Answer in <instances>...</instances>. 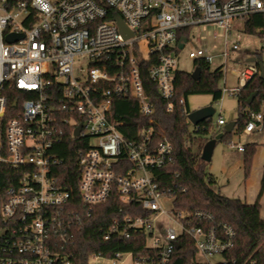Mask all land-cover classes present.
Wrapping results in <instances>:
<instances>
[{
	"label": "built area",
	"instance_id": "2783aa9c",
	"mask_svg": "<svg viewBox=\"0 0 264 264\" xmlns=\"http://www.w3.org/2000/svg\"><path fill=\"white\" fill-rule=\"evenodd\" d=\"M258 14L264 17V0H0V165L17 172L0 202V264H78L61 242L70 239L69 230L80 216L71 208L72 192L61 183L65 161L59 146L65 128L75 136L79 125L77 137L88 138L90 145L77 156L80 202L92 209L116 192L121 201L145 212L113 219L105 240L141 233L148 252H128L133 264H168L180 237L187 235L196 248L192 264H239L224 256L233 246L227 239L234 235L232 227L225 226L223 235L186 223L173 208V196L156 179L154 170L174 161L173 147L152 117L154 104L140 62L152 60L149 75L160 95L171 99L181 49L190 47L194 69L196 61L212 68L214 59L223 57L225 77L230 47H239L231 34H240L244 19ZM210 35L223 38L220 53L208 49ZM259 73V66L247 60L238 70V85L225 83L223 93L237 96ZM11 92L29 97L9 101ZM121 96L135 99L149 117L133 140L122 134L123 122L111 116L113 99ZM245 114L242 133L264 127V111ZM187 121L193 125L188 115ZM225 124L222 117L213 123L216 129ZM233 146L245 151L243 144ZM167 198H172L171 208L165 205ZM122 254L109 259L117 262ZM216 255L221 259L214 261Z\"/></svg>",
	"mask_w": 264,
	"mask_h": 264
},
{
	"label": "trees",
	"instance_id": "16d2710c",
	"mask_svg": "<svg viewBox=\"0 0 264 264\" xmlns=\"http://www.w3.org/2000/svg\"><path fill=\"white\" fill-rule=\"evenodd\" d=\"M246 30L257 33L264 38V17L261 14L248 19ZM186 32L180 29L179 33ZM262 60V53L255 55ZM152 60H142L141 74L147 95L154 104L152 117L159 122L161 130L166 134L173 147L174 161L154 170L156 179L163 190L169 191L173 196V208L182 212L183 221L198 226L206 231L215 230L218 234L226 235L225 226L232 227L234 235L230 238L233 246L224 253L227 259H236L239 264L248 260L247 264H264V219L261 216V198L264 194V173L261 188L254 203L248 204L241 198H231L223 195L218 188L216 177L207 170L208 162L201 159L204 144L224 129H216L212 118L200 123L199 129H190L187 115L192 110L188 105V97L196 94H209L213 101H219L223 96L220 82L224 77L222 66L212 69L206 61H196L201 68L199 79H194L191 72L177 70L175 73V92L171 99L160 95L158 84L149 75V66ZM257 93L251 104L248 99ZM29 97L20 93H9V101ZM185 99V104L181 99ZM238 117L236 128L232 133H225L219 140L230 142L234 133L241 134L247 122L245 110L255 112L264 111V78L259 74L249 80L237 95ZM171 104L172 108L168 109ZM112 118L123 122L120 127L122 134L129 140L138 138V133L148 124L149 117L144 116L138 102L130 97H115L111 112ZM205 135H209L205 137ZM158 139V136H155ZM196 145V147L194 146ZM89 139L75 137L72 129L66 127L65 135L59 152L65 161V170L62 172V184L72 192L71 208L79 212V219L73 223L69 230V240L63 242L64 251L78 264L86 263L90 256L102 253L106 258L116 253L134 252L146 254V237L141 233H132L129 238L113 235L105 240L104 235L113 219L120 218L127 213L144 214L140 205L127 204L121 201L118 194L113 192L109 199L94 206L86 208L78 196V180L80 167L77 163L79 151L88 148ZM256 143L245 144L244 169L245 176H249ZM17 172L0 165V202L5 190L16 182ZM136 207V208H135ZM135 210V211H134ZM179 247L173 253L168 264H192L196 256V248L191 237L182 235Z\"/></svg>",
	"mask_w": 264,
	"mask_h": 264
},
{
	"label": "rangeland",
	"instance_id": "374dc122",
	"mask_svg": "<svg viewBox=\"0 0 264 264\" xmlns=\"http://www.w3.org/2000/svg\"><path fill=\"white\" fill-rule=\"evenodd\" d=\"M245 25H248V18L244 19ZM245 28V29H244ZM242 28L240 34L232 33L231 39H236L239 47L238 49H233L230 47V55L227 60V67L224 79L220 82V87L224 88L225 83L228 87H233L238 85L237 81V73L239 68L244 66L245 62L255 55L256 52L262 53V61L264 62V47H263V38H261L257 33H251L246 30V26ZM205 43L208 49L214 53H220L224 48L223 38L220 36H207ZM217 44V48H213V44ZM206 47V46H205ZM190 47L187 45L183 49L179 51V61L177 68L179 70L192 72L194 70V61L189 57ZM224 58L216 57L212 63V69L217 68L220 65H223ZM84 67L87 66V62L83 61L81 63ZM188 105L191 110L198 109L201 107H205L208 105L213 106L215 109L214 115L212 116L213 123H216L219 117H222L226 123L235 121L238 117V98L236 95L230 92H224L222 98L219 101H213V98L209 94H196L190 95L188 97ZM262 109H264V102L262 105ZM226 125V124H225ZM222 126V129H224ZM190 129L193 130V125L190 124ZM209 135H205L207 137ZM248 136L245 133L237 134L234 133L232 135V139L230 140V145L224 141L218 142V145L215 147L213 151L212 160L208 162L207 170L209 171V164L216 169L219 161V154L222 153L223 150L231 151L234 150L233 146L235 144H245L249 141ZM196 147V145H194ZM240 182H244L245 177L241 172L238 171V180ZM165 205L167 208H171L172 206V198H167L165 200ZM163 218V217H161ZM120 260L114 262V259L103 258V257H90L88 259L87 264H133V257L128 253L122 254L119 258ZM221 256L216 255L213 260H220Z\"/></svg>",
	"mask_w": 264,
	"mask_h": 264
},
{
	"label": "crops",
	"instance_id": "0c3cea01",
	"mask_svg": "<svg viewBox=\"0 0 264 264\" xmlns=\"http://www.w3.org/2000/svg\"><path fill=\"white\" fill-rule=\"evenodd\" d=\"M246 135L251 143H256V151L253 156L249 176H245V152L239 151L236 147L231 151L223 150L222 153L219 154L220 159L216 169L213 168L210 163L209 172L216 177L219 191L223 195L231 198H241L248 204H252L255 202L260 191L264 173V127ZM227 144L230 145L231 143L228 142ZM238 171L244 175V182H240V179L238 180ZM261 216L264 219V194L261 198Z\"/></svg>",
	"mask_w": 264,
	"mask_h": 264
},
{
	"label": "water",
	"instance_id": "95a60500",
	"mask_svg": "<svg viewBox=\"0 0 264 264\" xmlns=\"http://www.w3.org/2000/svg\"><path fill=\"white\" fill-rule=\"evenodd\" d=\"M115 19L117 20L120 29L122 30V32L128 36L129 34H131L128 30L127 27L125 25V22L123 20V18L121 17L120 14H116L115 15ZM7 39L9 41H13L15 40L13 36H8ZM184 41H186V38H183ZM179 47L182 48L183 47V43L181 42L179 44ZM248 61L250 62H255L259 68H260V77L264 78V62L261 59H258L256 56L250 57L248 59ZM192 76L194 79H199L200 75H201V68L199 66H197L192 72H191ZM257 93H253L250 98L248 99V104H251V102L253 101V99L256 97ZM16 104V102H14V105ZM215 109L213 108V106L208 105L205 107H201L198 109H194L192 110L189 114H188V118L189 120L193 123V125H198L201 122L208 120L210 118H212V116L214 115ZM236 127V121H232L229 122L225 125L224 130L222 132H220L219 134H217L215 137L209 139L203 146L202 148V153H201V159L209 162L212 159V155H213V151L217 145V142L225 135V133H232L234 131ZM81 128L82 125H79L75 131H74V135L77 137L80 135L81 132ZM179 247V244H178Z\"/></svg>",
	"mask_w": 264,
	"mask_h": 264
}]
</instances>
